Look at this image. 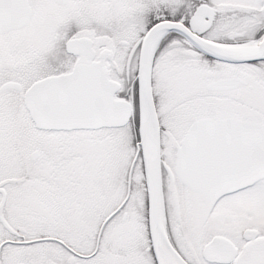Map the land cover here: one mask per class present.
Instances as JSON below:
<instances>
[{
    "label": "snow or ice",
    "instance_id": "snow-or-ice-1",
    "mask_svg": "<svg viewBox=\"0 0 264 264\" xmlns=\"http://www.w3.org/2000/svg\"><path fill=\"white\" fill-rule=\"evenodd\" d=\"M0 264H264V0H0Z\"/></svg>",
    "mask_w": 264,
    "mask_h": 264
}]
</instances>
